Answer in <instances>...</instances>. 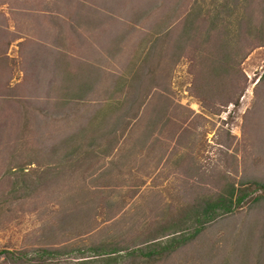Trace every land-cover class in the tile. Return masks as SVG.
Listing matches in <instances>:
<instances>
[{
  "label": "rangeland",
  "instance_id": "1",
  "mask_svg": "<svg viewBox=\"0 0 264 264\" xmlns=\"http://www.w3.org/2000/svg\"><path fill=\"white\" fill-rule=\"evenodd\" d=\"M258 183L264 0H0V264L163 243L233 186L250 195L149 264H264Z\"/></svg>",
  "mask_w": 264,
  "mask_h": 264
},
{
  "label": "trees",
  "instance_id": "2",
  "mask_svg": "<svg viewBox=\"0 0 264 264\" xmlns=\"http://www.w3.org/2000/svg\"><path fill=\"white\" fill-rule=\"evenodd\" d=\"M258 186L263 190V193L262 195L254 197V200L264 198V184L258 183ZM249 195L250 192L246 189H243L240 194L236 193L233 186L226 194L219 195L217 199L207 203V205L202 209L197 210L192 218H189V220L193 221L195 224L191 231L178 237L172 235L163 243L155 239V241L149 240V243H147L144 247L129 249L124 253V256H121V249L117 248V245H110L108 247V245L102 243L92 245L91 247L85 249L75 248L63 252L57 248L38 247L37 249H33L32 252L36 254V260H40L44 256L54 258L62 254L68 255L73 251L80 252L79 254H84L86 251H90L93 253L92 256H82L75 262H78L77 264H117L119 259L122 258L129 259L131 261L139 260L141 263L149 264L150 262L163 260L171 253L175 252L178 248L188 243V241L195 238L207 223L214 220L216 217V209L220 210L218 215L230 214L235 207L242 203ZM176 232L177 231H173L169 234H175ZM28 253L29 252H27V250L19 252L9 250L2 251V254L5 255L7 264H27L28 262L24 260Z\"/></svg>",
  "mask_w": 264,
  "mask_h": 264
}]
</instances>
